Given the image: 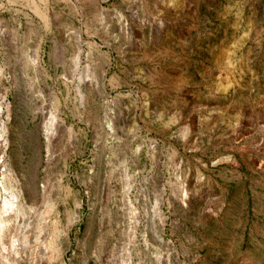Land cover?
I'll return each instance as SVG.
<instances>
[{"label": "rangeland", "instance_id": "374dc122", "mask_svg": "<svg viewBox=\"0 0 264 264\" xmlns=\"http://www.w3.org/2000/svg\"><path fill=\"white\" fill-rule=\"evenodd\" d=\"M2 126L38 264H264V0H0Z\"/></svg>", "mask_w": 264, "mask_h": 264}, {"label": "bare ground", "instance_id": "6f19581e", "mask_svg": "<svg viewBox=\"0 0 264 264\" xmlns=\"http://www.w3.org/2000/svg\"><path fill=\"white\" fill-rule=\"evenodd\" d=\"M4 133L6 127L2 126L0 143L4 140ZM1 185L0 264H38L40 227L36 211L27 205L21 191L12 190L4 181Z\"/></svg>", "mask_w": 264, "mask_h": 264}]
</instances>
